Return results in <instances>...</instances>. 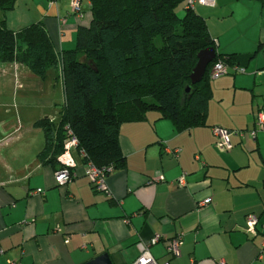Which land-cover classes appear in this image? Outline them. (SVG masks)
Segmentation results:
<instances>
[{"label":"crops","instance_id":"crops-1","mask_svg":"<svg viewBox=\"0 0 264 264\" xmlns=\"http://www.w3.org/2000/svg\"><path fill=\"white\" fill-rule=\"evenodd\" d=\"M70 1L17 0L0 19L13 32L40 23L57 53L70 51L78 27L89 24L90 0H79V14ZM213 1L194 12L216 52L239 55L245 73L209 79L202 127L177 132L154 111L122 124L125 163L106 177L104 191L84 177L76 148L75 176L64 186L54 180L59 164L38 158L45 140L36 122L57 121L56 106H0V264H87L103 254L111 264H132L139 243L158 263L264 264V130L255 141L230 136L229 151L218 148L213 134V128L253 129L264 109V0ZM36 79L21 65H0L1 93L30 92ZM248 215L257 217L255 236L245 231ZM177 236L180 257L172 258L164 239Z\"/></svg>","mask_w":264,"mask_h":264},{"label":"trees","instance_id":"trees-1","mask_svg":"<svg viewBox=\"0 0 264 264\" xmlns=\"http://www.w3.org/2000/svg\"><path fill=\"white\" fill-rule=\"evenodd\" d=\"M16 2L0 0V14L12 11ZM187 2L90 0L88 26L78 27L73 50L60 53L42 24L13 32L0 19V65H21L40 80L50 70L60 73L59 118L36 122L45 140L41 161L58 164L70 130L83 162L121 168L119 128L144 120L148 112H158L177 132L204 126L210 69L218 61L238 66L240 56L216 52L204 19ZM208 48L215 50V59L191 85L196 56Z\"/></svg>","mask_w":264,"mask_h":264},{"label":"built area","instance_id":"built-area-1","mask_svg":"<svg viewBox=\"0 0 264 264\" xmlns=\"http://www.w3.org/2000/svg\"><path fill=\"white\" fill-rule=\"evenodd\" d=\"M196 5L198 6H214L213 0H188L187 8L192 9ZM71 12L73 14H79V0L70 1ZM230 72L244 74L245 70L238 66L229 67L221 61L214 63L209 72L210 79H218ZM255 117V127L253 129L247 130L246 134L241 131H228L221 128H213V134L218 138L217 146L222 151H229L231 149V143L229 141L230 136H236L240 139H243L245 135L251 138L253 141L256 140L258 132L264 130V114L261 110L257 111L254 115ZM67 141L64 144L63 152L60 156L57 157V163L59 164V169L54 173L55 183L59 186H64L69 183L72 178L75 176V164L70 156V151L72 148H77L78 142L77 139L72 135L70 130H67ZM177 153V152H176ZM82 158L84 157L83 153L80 152ZM196 159H199L198 157ZM115 170L114 166L107 165L103 167H96L90 161H86L83 166V175L88 180L90 185L95 191H104L105 190V179L106 177ZM161 180V179H160ZM179 185L184 184V176L178 180ZM42 194V190H36L33 192V195ZM210 203V200H204L200 203V206H205ZM258 224L257 217L254 215H248L245 218V231L248 234L255 236L257 234L256 227ZM264 227V226H262ZM159 240V236L151 241L152 244L156 243ZM166 244V250L170 257L179 258L180 257V247L182 245L181 236H177L173 239L167 240L164 239ZM264 246V242L262 244ZM139 255L137 259L132 264H169V262L158 263L154 260L149 252V248L146 244L139 243L137 244ZM13 264V263H10ZM217 264H224L222 261Z\"/></svg>","mask_w":264,"mask_h":264},{"label":"rangeland","instance_id":"rangeland-1","mask_svg":"<svg viewBox=\"0 0 264 264\" xmlns=\"http://www.w3.org/2000/svg\"><path fill=\"white\" fill-rule=\"evenodd\" d=\"M34 83V90L19 91L17 94L0 92V106H56V113L59 116L60 109L63 105V91L60 73L58 70H50L45 79L42 81L39 78ZM40 80V81H39ZM30 86L29 83H25ZM259 99L256 98L255 102ZM259 106H264L259 103ZM264 114V109L261 108ZM9 118V117H8ZM251 126L248 128L250 130ZM240 130L246 134L248 130Z\"/></svg>","mask_w":264,"mask_h":264},{"label":"water","instance_id":"water-1","mask_svg":"<svg viewBox=\"0 0 264 264\" xmlns=\"http://www.w3.org/2000/svg\"><path fill=\"white\" fill-rule=\"evenodd\" d=\"M196 57V65L189 76L191 85L198 84L201 81L207 66L211 64L215 59V50L212 48L205 49L203 51H200ZM87 264H111V262L108 256L106 254H103L91 260Z\"/></svg>","mask_w":264,"mask_h":264}]
</instances>
